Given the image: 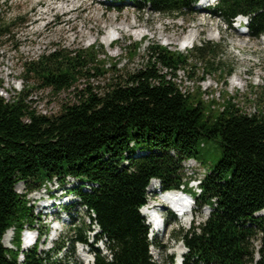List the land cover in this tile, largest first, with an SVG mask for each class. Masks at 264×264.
Returning a JSON list of instances; mask_svg holds the SVG:
<instances>
[{
    "label": "trees",
    "instance_id": "obj_1",
    "mask_svg": "<svg viewBox=\"0 0 264 264\" xmlns=\"http://www.w3.org/2000/svg\"><path fill=\"white\" fill-rule=\"evenodd\" d=\"M141 1L169 17L200 13V0ZM210 15L229 28L238 16L249 17V37L264 36V0H219ZM19 21L0 19V43L12 38ZM221 49L205 42L184 55L153 45L133 68H120L122 61L110 59L100 44L53 48L27 59L22 91L10 100L0 96V264H63L40 251L49 227L34 214L28 195L53 181L65 186L68 178L78 182L69 192L80 203L66 210L85 207L101 231L95 238L105 241L110 253L95 250V264H156L140 214L147 189L154 179L164 191L180 189L188 181L182 163L202 165L200 149L208 141L220 149V160L201 181L196 202L214 212L204 225L182 233L184 264H264V216L259 215L264 212V115L245 114L232 101L206 103L201 87L183 92L175 82L193 58L207 73L221 70L213 61ZM123 50L135 60L141 43ZM33 88L71 93L74 100L56 116L43 115L29 104ZM19 184L26 186L23 195L16 191ZM36 226L39 241L24 250L22 234ZM9 230L13 249L3 245ZM91 232L84 222L74 225L67 239L74 249L88 244Z\"/></svg>",
    "mask_w": 264,
    "mask_h": 264
},
{
    "label": "rangeland",
    "instance_id": "obj_2",
    "mask_svg": "<svg viewBox=\"0 0 264 264\" xmlns=\"http://www.w3.org/2000/svg\"><path fill=\"white\" fill-rule=\"evenodd\" d=\"M72 1V3H66L61 0H0L1 20L15 17L21 19L12 28V38L0 43V82L4 86V89L0 88V96L10 100L22 91L24 87L23 63L53 48L77 49L100 44L110 59L122 61L120 68L127 66L133 68L143 63V57L153 45H160L170 51L189 55L195 47L209 42L222 46L221 51L213 59L215 65L221 66V70L207 73L205 64L193 58L191 61L193 66L177 73L175 82L180 89L183 92L193 93L201 87L203 100L206 103L215 101L222 105L224 101H232L245 114L264 115L263 37L253 39L247 35H239L233 26L229 29L220 19L212 18L208 11L204 10L194 16L186 15L175 18L153 13L144 6L141 0H138L141 2V8H138L135 0ZM80 5L81 7L76 10ZM54 8L57 10L50 11ZM59 9L74 11L59 14L57 12ZM45 17L47 19H43ZM132 23L134 27L131 28ZM117 27L122 30H117ZM191 31L196 36L194 43L185 48L184 38ZM136 42L141 43L140 56L131 61L128 52L123 49ZM28 87H32L31 83ZM73 100L71 93L54 95L49 91L33 88L30 91L29 104L40 114L56 116L61 113L65 104H70ZM204 145L205 147L200 149V162L202 169H205V174L200 165L192 160L183 163L187 178L201 179L218 164L220 149L212 141L203 142ZM59 184L60 182L53 181L42 190L28 195L30 206L39 218H41L39 214L43 206L50 202L49 195H52L51 198H56L62 193L70 195L69 190L78 186V182L73 178H68L65 186L58 187ZM196 190L199 195L201 190L198 187ZM16 191L23 195L26 193V186L19 184ZM84 191H89L88 185H85ZM151 191L150 187L147 191L148 198L151 197ZM70 199L80 203V199L74 195ZM193 202L195 203L194 199ZM159 208L162 209L161 206ZM202 210L198 216L195 211L193 216H185L183 221H175L168 214V210L162 211L166 231L160 232L158 237L153 239L161 248L152 247L150 249L152 259L156 264H170L171 258L174 264H178L180 249L186 256L187 249L181 242L182 233L192 228L193 225L207 221L213 212L210 207H206L207 211L205 208ZM59 211L65 212L62 206L59 207ZM259 215L264 216V212ZM175 218L177 219L176 215ZM42 221L45 226L49 227V231L41 240L40 251L57 256L63 264H88L89 260L95 259L93 251L87 253V249L80 244L73 249L70 240L67 239L72 235L71 228L74 225L82 227L85 222L92 229L88 242L93 243L98 228L93 227L85 207H76L59 226H49L48 219H42ZM38 228L36 226L34 229L24 230V232L32 230L30 234L24 236V232L22 234L24 250L29 249L31 237L39 233ZM6 247L13 249V241ZM60 248L62 250L59 251ZM92 248L101 251L104 255H110L105 241L95 244Z\"/></svg>",
    "mask_w": 264,
    "mask_h": 264
},
{
    "label": "bare ground",
    "instance_id": "obj_3",
    "mask_svg": "<svg viewBox=\"0 0 264 264\" xmlns=\"http://www.w3.org/2000/svg\"><path fill=\"white\" fill-rule=\"evenodd\" d=\"M61 1H63V2H66V3H72L73 1L72 0H61ZM109 2V1H108ZM212 2V0H207L205 3H204V5H208V4H210ZM64 4V3H63ZM74 6V5H73ZM81 7V5L80 6H78V8L76 9V10H78L79 8ZM66 8V7H65ZM74 8V7H73ZM57 9H52V10H50V11H56ZM72 11H74V10H64V9H59V11H57L59 14L60 13H62V14H66V13H70V12H72ZM46 15V14H45ZM44 16V15H43ZM59 16V15H58ZM48 17V16H47ZM43 19H47L46 17L45 18H43ZM250 21V18H241V19H237V22H238V27L239 26H243V27H241V29H242V33H243V31H246L247 30V25H248V22ZM48 25L50 24V22L49 23H47ZM134 24L132 23L131 25H130V27L132 28V27H134L133 26ZM118 29L117 30H122V28H119V27H117ZM130 28V29H131ZM128 29H129V26H128ZM123 32H124V30H123ZM194 32H190V33H188L186 36H185V38H184V41H183V46H185V48H187L189 45H191V44H193L194 43V38L196 37V36H194V34H193ZM109 38V37H108ZM196 40V39H195ZM188 161H192V160H188ZM188 161H185L184 163H187ZM195 161V160H194ZM195 162H197V161H195ZM198 163V162H197ZM199 164V163H198ZM200 165V164H199ZM200 167H201V165H200ZM187 170V169H186ZM204 178V177H203ZM203 178H201V179H198V180H196V179H192V178H187V180L189 181V188L190 189H192L193 190V192L195 193V195H196V197H199L201 194H202V190L200 189V186H201V184H202V180H203ZM199 188L200 190H201V193H200V195H198V193H197V190H196V188ZM182 189H184V186L182 187ZM171 201H174V199H170ZM187 202H191V205L194 207L195 206V203L193 202V199L192 198H190V197H187V200H185V196H181V198L179 199V202H178V204H180V207L178 208V206H177V208L179 209V210H181L180 208H183V207H187ZM177 204V205H178ZM215 205V204H214ZM158 208H159V206H157ZM162 207V206H161ZM206 207H209V206H205V207H203L202 209H204L205 208V210H206ZM211 208V207H210ZM163 209V208H162ZM162 209H160V210H162ZM203 211V210H202ZM207 211V210H206ZM214 212V211H213ZM212 212V213H213ZM211 213V214H212ZM206 214H208L209 215V213H206ZM211 214H210V216H211ZM181 215V214H180ZM187 215V212L185 211L184 212V215H181L180 216V220L181 221H183V218L185 217ZM209 216V217H210ZM154 222H158V220H155ZM206 221H204V223H205ZM203 224V223H202ZM202 224H198V225H193V226H196V227H199L200 225H202ZM192 226V227H193ZM191 229V228H190ZM154 234V233H153ZM12 238H13V231L11 230V231H9V232H7L6 234H5V236H4V240H3V242H4V244L6 245V246H9L10 245V243L12 242ZM20 261H23V257L21 256L20 257ZM88 264H92V260H89L88 261Z\"/></svg>",
    "mask_w": 264,
    "mask_h": 264
},
{
    "label": "water",
    "instance_id": "obj_4",
    "mask_svg": "<svg viewBox=\"0 0 264 264\" xmlns=\"http://www.w3.org/2000/svg\"><path fill=\"white\" fill-rule=\"evenodd\" d=\"M11 231V230H10ZM9 232V231H8Z\"/></svg>",
    "mask_w": 264,
    "mask_h": 264
}]
</instances>
